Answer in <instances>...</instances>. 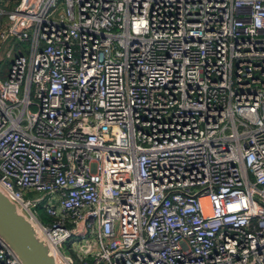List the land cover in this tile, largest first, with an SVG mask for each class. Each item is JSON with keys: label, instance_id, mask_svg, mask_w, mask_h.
I'll return each instance as SVG.
<instances>
[{"label": "built area", "instance_id": "1", "mask_svg": "<svg viewBox=\"0 0 264 264\" xmlns=\"http://www.w3.org/2000/svg\"><path fill=\"white\" fill-rule=\"evenodd\" d=\"M0 189L60 264H264V0H0Z\"/></svg>", "mask_w": 264, "mask_h": 264}, {"label": "water", "instance_id": "2", "mask_svg": "<svg viewBox=\"0 0 264 264\" xmlns=\"http://www.w3.org/2000/svg\"><path fill=\"white\" fill-rule=\"evenodd\" d=\"M0 238L22 264H60L37 226L1 189Z\"/></svg>", "mask_w": 264, "mask_h": 264}, {"label": "rangeland", "instance_id": "3", "mask_svg": "<svg viewBox=\"0 0 264 264\" xmlns=\"http://www.w3.org/2000/svg\"><path fill=\"white\" fill-rule=\"evenodd\" d=\"M62 1L63 0H58V3H61ZM46 202H47V200H45L44 202H42L41 206L43 204H45ZM37 212L39 213V215L42 218H45L46 217V215L43 212V210H42L41 207L37 208ZM73 239H75V238H72V240ZM72 240H68V241H66L64 243V245H63V251H64L65 254L73 256L75 258L76 264H79L78 257H77L78 252L76 251L77 250V243H74Z\"/></svg>", "mask_w": 264, "mask_h": 264}, {"label": "trees", "instance_id": "4", "mask_svg": "<svg viewBox=\"0 0 264 264\" xmlns=\"http://www.w3.org/2000/svg\"><path fill=\"white\" fill-rule=\"evenodd\" d=\"M43 219L47 221V219H48V218H47V216H46V217H45V218H43Z\"/></svg>", "mask_w": 264, "mask_h": 264}]
</instances>
